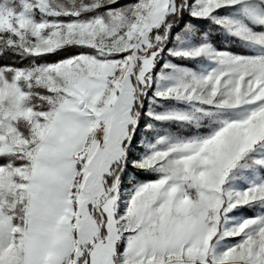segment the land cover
Segmentation results:
<instances>
[{"label": "snow or ice", "instance_id": "obj_1", "mask_svg": "<svg viewBox=\"0 0 264 264\" xmlns=\"http://www.w3.org/2000/svg\"><path fill=\"white\" fill-rule=\"evenodd\" d=\"M0 264H264V0H0Z\"/></svg>", "mask_w": 264, "mask_h": 264}, {"label": "rangeland", "instance_id": "obj_2", "mask_svg": "<svg viewBox=\"0 0 264 264\" xmlns=\"http://www.w3.org/2000/svg\"><path fill=\"white\" fill-rule=\"evenodd\" d=\"M248 214H251V213H248Z\"/></svg>", "mask_w": 264, "mask_h": 264}]
</instances>
